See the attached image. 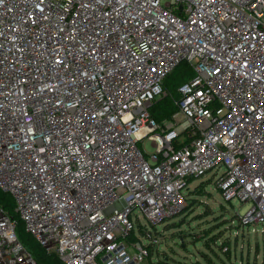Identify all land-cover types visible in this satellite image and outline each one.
Masks as SVG:
<instances>
[{"label": "built area", "instance_id": "built-area-1", "mask_svg": "<svg viewBox=\"0 0 264 264\" xmlns=\"http://www.w3.org/2000/svg\"><path fill=\"white\" fill-rule=\"evenodd\" d=\"M209 174L264 227V0H0V191L48 253L159 264L141 218L162 225ZM16 229L0 208V264H40Z\"/></svg>", "mask_w": 264, "mask_h": 264}, {"label": "rangeland", "instance_id": "rangeland-1", "mask_svg": "<svg viewBox=\"0 0 264 264\" xmlns=\"http://www.w3.org/2000/svg\"><path fill=\"white\" fill-rule=\"evenodd\" d=\"M144 145L147 152L154 151L149 141ZM211 176L209 174L192 183L187 206L194 207L188 214L180 215V212L156 228H151L146 219L141 218L143 227L150 228L157 239L151 261L264 264V227H255L258 230L255 232L253 227L245 226L241 217L248 212L250 204H242L238 200L226 202L214 183L208 184ZM198 187L202 188L196 193ZM194 199L196 203L192 202ZM136 233L139 234V229ZM224 248L228 250L224 251Z\"/></svg>", "mask_w": 264, "mask_h": 264}, {"label": "trees", "instance_id": "trees-1", "mask_svg": "<svg viewBox=\"0 0 264 264\" xmlns=\"http://www.w3.org/2000/svg\"><path fill=\"white\" fill-rule=\"evenodd\" d=\"M192 77L193 72L186 63L180 64L172 72V74L168 76L164 83L168 95L166 97H162L154 101L153 105L150 108V114L154 119H156L159 123H162L165 120H169L172 118V116L178 110L176 106V100L179 97L177 90L182 84L190 80ZM195 180H193V182ZM207 182L208 184L213 183V181L211 180H208ZM199 188L202 187H198L196 193L199 192ZM192 202L196 203L197 201H195L194 199L192 200ZM193 207L194 206L188 208V206H186L180 215L188 214L189 212H191V208ZM0 208H2L10 218L17 221L16 232L20 242L40 264H63V262L59 259L57 255L53 253H48L36 242V240L30 234L26 232L24 224L21 222L20 218L15 212V204L13 198L2 191H0ZM139 232H141V235H145V231L143 229L139 228ZM158 263L170 264L167 263L164 259L160 260Z\"/></svg>", "mask_w": 264, "mask_h": 264}]
</instances>
